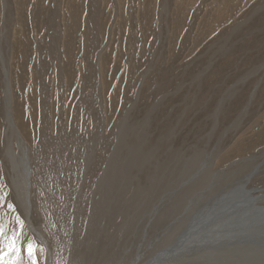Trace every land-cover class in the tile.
<instances>
[{"label":"rangeland","instance_id":"obj_1","mask_svg":"<svg viewBox=\"0 0 264 264\" xmlns=\"http://www.w3.org/2000/svg\"><path fill=\"white\" fill-rule=\"evenodd\" d=\"M7 86L51 264H144L264 189V0H0V228L47 264L12 192ZM226 249L205 254L264 264Z\"/></svg>","mask_w":264,"mask_h":264},{"label":"bare ground","instance_id":"obj_2","mask_svg":"<svg viewBox=\"0 0 264 264\" xmlns=\"http://www.w3.org/2000/svg\"><path fill=\"white\" fill-rule=\"evenodd\" d=\"M6 91L8 117L10 122L9 128L13 131L14 135L17 132L16 135L19 137V146L21 147L22 153L21 155L16 156L17 153L14 152L13 147L10 144L8 145L7 155L13 167V176L11 175V180L14 188L12 192L15 195L17 203L21 207L20 209L25 214L27 227L35 233V236L37 237L36 239L40 241L41 245L46 250L47 264H51L49 260V245L47 244L44 235L39 231V229L34 227L30 218V216H32L30 190V178L32 176V172L28 163V154L22 148L20 135L11 118V109L9 106L11 104L10 90L8 86ZM259 191L262 193L258 195L255 194V192L259 193ZM1 194H3V192ZM262 201H264V189H249L246 183L240 184L235 189L227 192L221 200L219 199L218 202L213 204V206H210L209 209L207 208L208 210H205L201 214L200 221L188 230L184 236L177 239L174 244H171L170 246L157 251V253L150 255V258L144 261V264H185L186 260H197L199 261L197 263L203 264V262H209L210 258H213V256L216 255L213 253L205 254V251H221L227 247L228 249H226V251H231L232 249H238V251H240L241 249H245L246 252H251L257 249H262L264 247V204L261 203ZM5 217L9 218V213L7 211ZM13 227L15 226L13 225ZM2 229L5 233H7L5 237H13V235L11 236L13 229H10L9 226L5 227V224H3ZM5 237H3L4 240L3 238L0 239L2 242H0V250L5 248ZM222 242L224 243L221 245V248H216ZM200 245L207 247H203L202 250H199L198 248ZM184 247H187L188 250H180ZM24 252L26 253L27 251ZM177 253H181V255L178 256ZM26 260L27 258L25 259V262ZM212 260L213 261L209 262V264L215 262L214 259ZM218 260L220 261V259ZM37 261L38 264L41 263H39L38 257ZM227 261L228 260H226V262Z\"/></svg>","mask_w":264,"mask_h":264},{"label":"snow or ice","instance_id":"obj_3","mask_svg":"<svg viewBox=\"0 0 264 264\" xmlns=\"http://www.w3.org/2000/svg\"><path fill=\"white\" fill-rule=\"evenodd\" d=\"M22 226V221L18 220ZM0 237H5V233L0 228ZM18 237L14 234L12 238L5 237V248L0 250V264H21L23 257L21 256V248L17 245ZM27 259L29 264H38L36 257V249L32 243L27 245Z\"/></svg>","mask_w":264,"mask_h":264}]
</instances>
